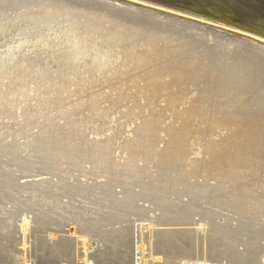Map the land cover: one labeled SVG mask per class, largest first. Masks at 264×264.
Listing matches in <instances>:
<instances>
[{"label": "bare ground", "instance_id": "bare-ground-1", "mask_svg": "<svg viewBox=\"0 0 264 264\" xmlns=\"http://www.w3.org/2000/svg\"><path fill=\"white\" fill-rule=\"evenodd\" d=\"M58 28L62 31L57 32ZM3 35L14 41L6 44L13 50H0L1 88L9 91L0 97V264L4 260L20 264L21 254L25 263L31 252L26 243L21 253L13 249L18 244L11 235L14 231L16 235L22 217V232L32 227L37 249L62 264H72L73 255L94 264L87 237L102 245L103 263L151 264L149 258L155 262L180 257L188 260L183 264H198L191 253H201L200 247L212 253H204V264H255L264 256V46L215 37L208 29L176 17L114 0H0ZM97 38L105 48L124 43L127 49L124 53L109 47L99 51ZM63 42L68 49L61 52ZM26 47L50 53H45V59L28 61L22 53ZM118 54L124 55V61L104 71L108 63L112 65L109 59ZM100 75H105L102 83L108 86L104 90L111 92L101 90L104 100L133 104L127 113L116 108L113 114L122 118L108 119L111 122L102 131L93 127L102 116H110L109 110L97 107L99 92H90ZM167 76L170 81L165 80ZM60 77L78 88L74 95L88 93L86 100L97 104L93 113L88 111L90 117L83 114L85 119L79 120L75 111L71 116L63 113L59 119L64 125L57 122L48 127L49 118L35 115L46 128L40 125L41 130L33 133L39 125L28 110L29 116L24 112L21 122L8 115L5 99L16 90H25L20 96L31 99V93L37 95L41 87L50 85V93L58 94ZM161 97L170 109L183 107L176 115L178 127L175 123L164 126L162 113L150 109ZM49 99L42 103L51 106ZM161 103L156 106L160 108ZM140 105L150 116L129 133L125 129L138 119ZM121 119L130 121L122 125ZM88 126L94 130L93 139L85 134ZM213 136L220 138L210 139ZM27 178L38 181L22 182ZM139 225L141 238L136 231ZM192 226L199 233L191 228L179 230ZM51 227L57 232L50 234ZM46 231L51 245L42 240ZM66 231L75 236L81 233L83 242L75 245L68 236L58 240L57 233ZM80 245L83 250H78ZM146 247L152 248L148 255ZM134 249L145 256L133 261ZM165 261L160 264H169Z\"/></svg>", "mask_w": 264, "mask_h": 264}, {"label": "rangeland", "instance_id": "rangeland-1", "mask_svg": "<svg viewBox=\"0 0 264 264\" xmlns=\"http://www.w3.org/2000/svg\"><path fill=\"white\" fill-rule=\"evenodd\" d=\"M114 1H119V0H114ZM119 2H122V1H119ZM122 3H124V4H127L128 5V3H125V2H122ZM132 5V4H131ZM137 7H139V6H137ZM56 30H58L57 32H59V31H62V29H60V28H58V29H56ZM95 38H96V36H95ZM12 39V37L10 36V35H3V36H0V46L2 47H0V50L1 51H3V52H7V51H9V50H13V47H9V46H11V44H12V42L14 41V40H11ZM107 38L105 37V38H103V41H104V43L106 42V45L109 43H107V41H105ZM12 41V42H11ZM64 41V40H63ZM65 42V41H64ZM64 42H63V44H64ZM67 42V41H66ZM65 42V43H66ZM96 42H98V44H100V46L98 47V49H99V51L100 50H102V51H105L108 47H109V49H111L112 47H110V46H112V45H108L107 46V48H105V44L102 42V39H96ZM103 44V46H101L102 44ZM10 43V44H9ZM6 44H8L7 46H6ZM62 44V46H61V48L63 49V50H61V52H63L64 50H66V49H68V43L65 45H63ZM16 45H18V43L16 44ZM105 45V46H104ZM119 45H121L120 47H118ZM3 46H5L6 48H3ZM14 46V45H13ZM65 46V47H64ZM102 47V48H101ZM114 48H112L115 52L114 53H116V51H117V53L120 51V53H124V50H126L127 48L125 47V44L123 43V44H121V43H119V44H116V46H113ZM101 48V49H100ZM29 48L28 47H26V48H24V50L22 51V53H23V56L24 57H26V59H28V61H29V59L30 60H32V59H34V58H36V57H39V58H42V59H45V57H46V55H45V53L46 54H48L49 55V50L47 49V51L48 52H45L44 53V55L43 54H41L42 53V51H44V50H42V51H40V53H39V50H38V52L36 51V50H28ZM98 49H96V50H98ZM115 49H117V50H115ZM124 49V50H123ZM123 50V51H122ZM27 51H29V53H27ZM34 51H35V53H34ZM46 51V50H45ZM122 51V52H121ZM133 51H135V50H133ZM32 53V54H31ZM37 53H39L40 55H41V57L39 56V54H37ZM36 54V55H35ZM28 57H27V56ZM35 56V57H34ZM123 56L124 55H122V54H118V55H116L115 56V59L113 58V59H109V62H112V65H111V63L109 64L108 63V66H107V68L105 67L104 68V71H106V69H108V68H116V67H118V64H121L123 61H124V59H123ZM51 57H49L47 60H52V58L50 59ZM119 59V60H118ZM112 60V61H111ZM108 61V60H107ZM118 61H119V63H118ZM104 63H105V61H103ZM114 62V63H113ZM121 62V63H120ZM115 63H118L117 64V66H116V64ZM115 66H114V65ZM110 65V66H109ZM120 70H121V68H120ZM103 71V72H104ZM115 74H118L117 72H115ZM2 76H4L3 74H1ZM0 75V82H1V79L2 78H4V77H2ZM107 75H109V76H107L108 78L109 77H111V73L109 74V73H107ZM120 74H118L117 76H119ZM89 76V75H88ZM88 76H85V77H88ZM104 76L105 75H100L98 78H99V80H100V82L99 83H97V84H94V86H93V88H92V90H90V92H91V94H92V92L94 93H96V92H99V93H97L96 95H100V97H99V99L101 100V102L100 103H102V104H100V103H98V106H97V104L96 105H94V103L95 102H90V101H87V100H89L88 98L89 97H86L87 95H88V93H86V94H76V95H74V90H75V92L76 91H78V88L73 84V83H69V81H68V79H66L65 77H60V81L62 82V84L59 86V89H58V91L59 92H57L58 94H54L53 92H51V93H53V94H51L50 93V89L52 90V88H50L49 86L50 85H46V86H48V87H41L40 88V91L42 92V94H41V92L39 91L38 93H37V95H34V93H31L30 94V96H32V97H30L31 99H29V98H27V97H25V96H20V93H23V91H25V90H22V89H20V93L18 92V90H16L15 91V88H13L12 89V91L14 92L15 91V94L13 95V96H10V97H7V99H5L6 101H8V99H10L9 100V102H6L5 101V108H6V111H7V109H8V115L9 116H16L17 118L19 117V119H18V121H22V119L23 118H20V116H22L23 115V113L25 112V115L26 116H29L28 115V112H29V114H30V116L32 115V116H34V121H36V119L38 118V117H40V116H43L44 118V120L47 118H49L50 119V122H49V124L48 123H46L45 122V124H46V126H51V125H56L57 124V122H58V124L57 125H64V120L62 121V120H60L59 118L62 116V114L63 113H66V115L67 116H71V115H74L75 114V112H76V114L74 115V116H76L79 120L80 119H85V118H82V115L84 116V117H90L91 115H92V113H93V111L95 110V108H94V106H97L98 108H100V107H102V109H104V110H109V114H110V116H102L103 115V112H102V115H101V112L100 113H98V116H102V121L100 122H98V124L97 125H95L93 128H94V130L95 129H98L99 131H102V129H105V128H108V125L110 124V122H111V120H118V119H120V118H122V113H124V111L127 113V108H128V110H130V107L131 106H133V104H129L127 101H120V103H118V104H115V103H113L112 101H110V102H107L106 100H104V98H102V96H101V94H100V92H101V90L102 91H105L104 92V94H111V92L108 90V89H105L104 90V88H107L108 86L107 85H103V83L102 82H104L103 81V79H104ZM103 77V78H102ZM101 78H102V80H101ZM169 80H168V79ZM167 78H165V80L166 81H170V79H171V77L170 76H167ZM64 79H66V80H64ZM73 80V79H72ZM4 82H5V84L4 85H7V81L6 80H4ZM64 82V83H63ZM68 82V83H67ZM72 82V81H71ZM102 83V84H101ZM3 84V83H2ZM1 83H0V97H3V96H5L6 94H7V92L9 93V91H7L6 90V88H4V87H2L1 88V86H3ZM52 84H54V82H52ZM65 86H64V85ZM71 84V85H70ZM63 85V86H62ZM74 85V86H73ZM97 85V86H96ZM101 85V86H100ZM129 85H131V83L129 84ZM71 86H73V87H71ZM87 86H89V85H87ZM140 86H144L143 84H141ZM33 87V86H32ZM66 87H68V88H66ZM139 87V86H138ZM35 88V87H34ZM46 88V89H45ZM62 88V89H61ZM76 88V89H75ZM3 91V92H2ZM7 91V92H6ZM49 91V92H48ZM66 91V92H65ZM108 91H109V93H108ZM111 91H113V90H111ZM5 92V93H4ZM18 92V93H17ZM48 92V93H47ZM61 92L63 93V95L61 94ZM133 92H135V90L133 91ZM44 93H45V95H44ZM51 95H50V94ZM102 93V92H101ZM143 93H144V91H143ZM19 94V95H18ZM33 94V95H32ZM40 94V95H39ZM68 96H67V95ZM112 94H115V92H113ZM166 93H163V95H165ZM46 95H48V96H46ZM57 95V96H56ZM59 95V96H58ZM72 95V96H71ZM61 96V97H60ZM67 96V97H66ZM83 96H84V98H83ZM18 97V98H17ZM27 98V99H22V98ZM44 97V98H43ZM48 97V98H47ZM79 97V98H78ZM82 97V98H81ZM95 97H97V96H95ZM114 97V96H113ZM36 98V99H35ZM45 98H46V100H45ZM50 98V99H49ZM60 100V102L57 100ZM94 98V97H93ZM161 98H162V101H161ZM160 99H158L157 100V102L154 104V105H152V106H150V109H152L153 107V109L155 110V111H157V112H159V113H162V115L166 118V122L164 121V126H166V124L167 125H169V124H172V123H175V126L176 125H178V124H181V123H178L179 121H177V117H176V115L178 114V112H180V111H182L183 110V107L181 108H179L178 109V111L176 110V109H170L169 107H168V105L166 104V103H164L163 101H165L166 100V98L165 97H161ZM47 99H49L50 100V102H52L51 103V106H47L46 104H44V102L45 101H47ZM52 99H54V100H52ZM66 99V100H65ZM87 99V100H86ZM98 99V100H99ZM113 99H115V98H113ZM3 100V99H2ZM1 100V101H2ZM18 100V101H17ZM23 100V101H22ZM29 100V101H28ZM34 100H36V101H34ZM56 100V101H55ZM79 100V101H78ZM81 100V101H80ZM14 102V103H12V102ZM22 102V103H20V102ZM27 103H26V102ZM42 101H44L43 103H42ZM64 101V102H63ZM66 101V102H65ZM69 101V102H68ZM83 101V102H82ZM86 101V102H85ZM106 101V102H105ZM11 102V103H10ZM59 102V103H58ZM161 103L160 105H161V107H160V105H159V107L160 108H158V106H156V105H158V103ZM19 103H20V105H19ZM25 103V104H24ZM28 103H29V105H28ZM39 103V104H38ZM42 103V104H41ZM53 103H54V105H56V106H54L53 105ZM62 103H64L63 105H62ZM86 103V104H85ZM88 103H90V106L91 107H89V105H88ZM105 103V104H104ZM140 103L142 104V105H146V103L145 102H143V100H141L140 101ZM37 104V105H36ZM41 104V105H40ZM44 104V105H43ZM70 104V105H69ZM77 104H80V106H82V107H79ZM92 104H93V107H92ZM128 104V107H126L125 105H127ZM7 105H9V106H7ZM12 105V106H11ZM17 105V106H16ZM58 105H60V106H58ZM86 107H84V106ZM115 105H119L118 107H114ZM16 106V107H15ZM38 106V107H37ZM42 106V107H41ZM43 106H44V108H46V109H44L43 108ZM58 106V107H57ZM73 106H74V108H73ZM35 107V108H34ZM52 107H53V109H52ZM61 107H63V108H61ZM76 107V108H75ZM88 107V108H87ZM112 107V108H111ZM140 107V109L139 110H136V113L139 115V117H138V119H135V117L133 116L132 117V119L135 121L134 122V124H131L130 125V127H128L127 129H125V131H128L129 133H131L132 131L134 132L135 130H136V128H137V124L139 125V124H141L140 122H144L145 120H147L146 118H144V117H146V116H150L149 114H150V112H148V111H145V112H143L142 111V106L140 105L139 106ZM152 107V108H151ZM168 107V108H167ZM14 108V109H13ZM19 108V109H18ZM50 108L52 109V110H50ZM60 108V109H59ZM110 108H111V111H110ZM116 108H117V110L121 113V111H122V113L119 115V114H113L114 112H117V110H116ZM167 108V110H163V109H166ZM13 110V113H10V112H12V110ZM24 109V110H23ZM35 109H41V111H42V113H41V111H37V110H35ZM50 111H49V110ZM73 109V110H72ZM76 109V110H75ZM79 109V110H78ZM83 109V110H82ZM85 109H87V110H85ZM121 109V110H120ZM5 110V109H4ZM10 110V111H9ZM26 110H28V112L26 111ZM56 112H55V111ZM141 110V111H140ZM174 110V111H173ZM15 111V112H14ZM20 111H22V112H20ZM32 111V112H31ZM33 111H35V112H33ZM46 111L48 112L47 114H46ZM59 111H60V113H59ZM66 111V112H65ZM67 111H68V113H67ZM73 111V112H72ZM75 111V112H74ZM83 111V112H82ZM86 111V112H85ZM88 111H90V112H92V113H90L89 114V112ZM176 111V112H175ZM49 112H50V114H49ZM52 112V113H51ZM55 112V113H54ZM80 112H82V113H80ZM135 112V111H134ZM172 112V113H171ZM40 115H39V114ZM69 113H72V114H69ZM81 115H80V114ZM141 113H144L143 114V116H142V114ZM53 114H54V117H53ZM58 116L59 115V117H57L56 115ZM69 114V115H68ZM173 114V115H172ZM7 115V116H8ZM35 115L37 116L38 115V117H35ZM80 117H79V116ZM86 115V116H85ZM115 115V116H114ZM175 116V117H173L172 118V116ZM56 116V117H55ZM167 116V117H166ZM52 117H53V119H52ZM75 117V118H76ZM110 117V118H109ZM182 117H185V116H182ZM74 118V117H73ZM74 118V119H75ZM115 118V119H114ZM26 119V118H25ZM43 119H37V128H34L32 131H33V133H38L41 129H44V128H46L45 126L43 127V124L44 123H42V122H44V120ZM108 119H111V120H109L108 121ZM175 119V120H174ZM55 122H53V121ZM41 121V122H40ZM51 121H52V123H51ZM120 121V120H119ZM130 120H128V119H121V121H120V123L123 125V124H125L126 122H129ZM181 122V121H180ZM4 123H6V122H4ZM26 123H27V120H26ZM39 123V124H38ZM41 123V124H40ZM104 124H107L106 126H104ZM43 127H41V126ZM102 126H104L103 128H102ZM179 126V125H178ZM178 126H176V127H178ZM34 126H32L31 128H33ZM39 127H41V129H38ZM100 127V128H99ZM88 128H90L89 130H87L86 132H85V134L89 137V138H92L93 139V136H91V133L94 131L93 130V128L91 127V126H88ZM124 127H122V129H123ZM133 128V129H132ZM232 129H234L235 130V127H233ZM37 130V131H36ZM121 130V129H120ZM123 131V130H122ZM126 133V135H127V137H130V138H133V136L130 134L129 135V133ZM109 134L111 135V133H108L107 135L109 136ZM226 135L227 134V131H225V132H222V135ZM209 137V136H208ZM104 138V137H103ZM123 138H125L124 136H123ZM215 138V140L218 138H220V137H217V136H213V138L212 137H210V139H214ZM207 140H210L209 138H206ZM161 147H163V145L161 146ZM195 148H197V147H195ZM263 175H264V173H262ZM263 175H262V177H263ZM48 177H45V178H43V179H47ZM38 179H41V177L40 178H38ZM38 179H36L37 181H38ZM35 180V178H27V179H24V180H22V182H26V183H28V181L31 183V182H34V181H36ZM211 184H213V183H211ZM257 190H259V192L260 191H262L263 189H257ZM258 192V193H259ZM263 192V191H262ZM262 192H260V193H262ZM206 207V206H205ZM208 207V206H207ZM228 210V209H227ZM220 212V211H219ZM220 213H222L223 215H225V216H229V217H232V215L231 214H229V213H226V212H220ZM151 215V217H153V214H150ZM159 215V213H157V216ZM23 218L24 217H22V218H19L18 219V222H17V232H16V235H15V231L13 232V234L11 235L12 236V238L14 237V238H16V242H17V244L18 245H14V247H13V249L16 251V253L18 252V253H21V251H24L23 250V248H22V245H25L24 243H26L27 244V246H26V248L29 250V251H31L30 252V254H29V256H26L25 258H26V261H25V263H24V261L23 260H25L24 259V256H23V254H21V257H20V260H19V262H20V264H62L61 262L59 263L57 260H54L53 259V257L52 258H47V256L43 253V251H41V250H38L37 249V242H35V240H34V237H32L33 235H32V233H31V228H30V231L28 232H26V233H24V232H22V229H21V221L23 220ZM29 218V221H28V223H30L31 224V220H30V218H32V217H28ZM165 221V220H164ZM137 223V222H136ZM138 224H140L141 225V223H137V225L136 226H138ZM162 224V223H161ZM233 224H235V222L233 223ZM140 225H139V229H140ZM30 226H32V225H30ZM52 229H53V231H51L50 232V234H54L55 232H57V229L56 228H54V227H51ZM51 228H49L48 230H52ZM158 229L160 228V227H157ZM156 227H155V229H157ZM188 228V229H187ZM191 228V231L192 230H194L195 232L197 231V228L196 227H181V228H179V230L180 229H187V230H189ZM160 229H162V228H160ZM166 229H170V230H173V229H177V228H173V227H167ZM68 231L70 230V229H67ZM55 231V232H54ZM136 231L138 232L137 233V236H139V238H141V235H142V232H141V229L140 230H138V227L136 228ZM146 233H147V231H145ZM144 231H143V233H145ZM69 232H65L64 234L63 233H57V235H56V237H57V239L58 240H60V239H62V238H64L65 236H68V238H73L72 240L73 241H75V245H77L78 243H82L83 242V237H81L80 235H81V233H79V234H77L76 236L75 235H71L70 233L68 234ZM141 235H140V234ZM197 233H199V231H197ZM26 234H28V235H26ZM59 234V235H58ZM67 234V235H66ZM73 236V237H70V236ZM79 235V236H78ZM62 237V238H61ZM77 238V239H76ZM80 240H79V239ZM39 240H40V238H38ZM43 241H45V243L46 244H48V245H51V244H53L51 241H50V239H49V231L47 232H45V234H44V238L42 239ZM30 241V242H29ZM76 241L78 242V243H76ZM82 241V242H81ZM32 242V243H31ZM87 242H89V243H87ZM33 244V245H32ZM86 244L89 246V248L91 247V249H90V255H91V262L92 263H94V264H120V263H107L106 261H104V263L103 262H101V259L103 258V256H102V251L101 250H103V247H102V245L100 244V243H98V239H94V238H91V237H87L86 238ZM100 244V245H99ZM97 245V246H96ZM76 247V246H75ZM78 248V250H83L84 249V247L82 246V245H80V246H78L77 247ZM83 248V249H82ZM149 251H147V250ZM146 249H145V252L147 253V254H145L144 252H143V254H145V255H148V254H150L151 253V249L152 248H150V247H146ZM198 249V248H197ZM201 249V253H198L196 250H195V252H193V253H191L192 255V260H194L195 262L196 261H198L199 263L198 264H204V261H203V259H204V256L203 255H212V253L211 252H208L207 251V253H205V251L203 250L204 248H202V247H200L198 250H200ZM243 248H240L239 250H242ZM135 250V252H133L131 255V259L133 260V261H137V260H139V258L141 257V255L142 256H145V255H143L142 254V252L141 253H139L138 251H137V249H134ZM151 250V251H150ZM29 251H27V252H29ZM135 253V254H134ZM138 253H139V255H138ZM205 253V254H204ZM10 254V253H9ZM133 254H134V256H133ZM198 254V255H197ZM257 254V253H256ZM258 254H259V252H258ZM257 254V255H258ZM260 254H262V253H260ZM259 254V255H260ZM10 255H14V254H10ZM3 256H5L4 254L3 255H1V257H3ZM7 256V255H6ZM23 256V257H22ZM160 256V255H159ZM22 258V259H21ZM38 258H40V260H38ZM72 259H73V262H72V264H85L84 263V261L82 260L83 258L82 257H80L79 258V260L77 259V257L75 256V258H74V255L71 257ZM138 258V259H137ZM160 258H162V257H160ZM180 257H177L175 260H172V259H170V258H165V259H161V261L160 260H157V261H153L154 259H152V258H149V261H150V263L151 264H160V263H163L165 260V262H168L169 264H174V263H176V264H183L184 263V261H188V260H182V258H181V260L179 259ZM3 260H4V258H2ZM135 259V260H134ZM169 259V260H168ZM177 261V262H176ZM257 262H255V264H264V256H262V255H260L258 258H257V260H256ZM259 261V262H258ZM4 262H5V264H8V262L6 261V260H4ZM129 263V262H128ZM229 264H241L242 262H236V263H234V262H232V261H229L228 262ZM228 263H225V261H223V262H221V264H228ZM206 264H212L210 261H208Z\"/></svg>", "mask_w": 264, "mask_h": 264}, {"label": "water", "instance_id": "water-1", "mask_svg": "<svg viewBox=\"0 0 264 264\" xmlns=\"http://www.w3.org/2000/svg\"><path fill=\"white\" fill-rule=\"evenodd\" d=\"M119 1L176 17L193 26L206 28L215 37L224 35L230 37L227 38L229 40L241 38L253 41L257 46H264V0ZM253 52L256 51L252 50ZM261 56L264 58L263 54Z\"/></svg>", "mask_w": 264, "mask_h": 264}]
</instances>
